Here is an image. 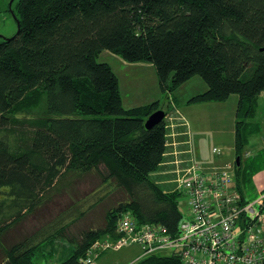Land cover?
<instances>
[{"label":"trees","instance_id":"16d2710c","mask_svg":"<svg viewBox=\"0 0 264 264\" xmlns=\"http://www.w3.org/2000/svg\"><path fill=\"white\" fill-rule=\"evenodd\" d=\"M12 9L19 32L0 40V264H35L41 250H49V259L62 241L69 255L60 264H85L94 243L120 237L125 213L176 235L182 192L166 193L151 179L166 153V121L145 126L164 108L160 101L124 108L117 75L98 59L109 51L128 63H153L167 100L197 76L208 89L191 103L237 96L234 148L242 163L261 132L264 0H15ZM41 102L35 117L17 115ZM91 174L101 181L89 204L80 201L88 207L78 217L65 224L58 211L45 228L4 244L18 223L50 209L61 196L60 180L66 188ZM116 192L123 199L107 211L102 228L67 232ZM137 264L184 262L155 254Z\"/></svg>","mask_w":264,"mask_h":264},{"label":"rangeland","instance_id":"374dc122","mask_svg":"<svg viewBox=\"0 0 264 264\" xmlns=\"http://www.w3.org/2000/svg\"><path fill=\"white\" fill-rule=\"evenodd\" d=\"M15 0H0V40L3 41L7 38H12L16 36V32L18 30V24L16 23L15 17L16 13L13 12V4ZM18 19V18H17ZM99 62L108 63L111 65L115 75H117L119 80V86L121 90V96L123 97V105L125 108H130V102L132 100V96L136 93L143 92L145 89L152 88L157 93L160 92V86L158 85V74L155 73L156 69L153 64L147 62H126L120 55H115L110 53L109 51L103 52L102 55L98 59ZM154 73V74H152ZM197 78H200L197 76ZM202 82V81H201ZM205 84V83H204ZM151 96V94H149ZM237 97V96H236ZM152 98V97H149ZM234 99V98H232ZM229 101L232 104V100ZM150 100V99H145ZM43 102V101H42ZM42 102L39 105L31 106L26 113H20L17 115L19 118L21 117H35L40 114L38 111L42 106ZM259 105L258 109V121L261 125V132L257 133L250 140V144L246 147L245 152L249 153V157H245V152L242 157V163L239 167L241 170V181L242 183V193H244V197L248 201H254L258 199L259 195L264 191V94L260 95L258 99ZM154 103V102H152ZM149 103L147 105H150ZM232 109L229 108L227 114L232 117ZM206 127V126H205ZM207 128V127H206ZM210 138L207 137V141L203 150L205 153H202L200 150H196V154L189 153V155L193 154L195 164L209 165L213 163V160L219 158L221 155L223 163H230L233 167L236 166V152H235V137L233 130L231 132L226 131L225 135L223 132L214 133L212 130L210 133H207ZM214 147L219 149L220 154L214 153ZM206 155V157H203ZM213 159V160H212ZM188 165H180L179 166H168V167H159L156 172L152 173L151 179L156 183L159 181V185L169 192L178 190V180L183 175V172L176 173V170H183L181 168H189L193 161H191V157L188 158ZM216 161V160H215ZM236 168V167H235ZM100 178L96 174H91L82 181L74 182L73 186L66 187L65 184L61 180L57 183L60 184L59 198L55 199V203H51L48 205L50 209L42 207L37 210L35 216H29L27 220L18 223V227L14 228L7 236H4V244L10 245L14 243V241H18L25 237V235L35 232L37 229H43L50 222L51 219L58 216V211L62 212L59 216L60 221L62 223H67L71 218L78 217L81 209H85L88 206L85 204H81L80 201L87 200L86 204H89L91 198H88L91 195V191L98 187L100 183ZM62 182V183H61ZM54 188V189H55ZM54 189L49 192V196L54 195ZM56 193V192H55ZM57 195V194H56ZM48 198V196H47ZM88 198V199H87ZM123 199V194L116 192L113 196H108L105 200H102V205H98L94 209L92 208L89 213L77 220L78 223L75 225H71L68 227L67 232L76 233L83 227L86 228H102L106 221L105 215L107 211L112 208V206ZM181 209L183 213H187L188 207L185 203H181ZM66 210V211H63ZM8 212V211H7ZM11 213V212H10ZM63 241L60 242L57 246L59 247L56 252H54V256L48 259L49 250L46 252L37 251V254L34 256L35 264H60L63 259L68 257L69 250L67 245H65ZM111 251V250H110ZM106 252L105 258L98 257L96 262L98 264H102L106 260H109L107 264H137L141 259L142 251L140 247L132 246L126 247L122 251L119 252ZM1 252V248H0ZM100 253V252H99ZM1 254V253H0ZM48 254V255H47ZM103 253H101L102 255ZM172 251H160L158 255L163 256H172ZM99 255V254H98ZM1 256V255H0ZM64 257V258H63ZM88 257V256H87ZM99 259V260H98Z\"/></svg>","mask_w":264,"mask_h":264},{"label":"built area","instance_id":"2783aa9c","mask_svg":"<svg viewBox=\"0 0 264 264\" xmlns=\"http://www.w3.org/2000/svg\"><path fill=\"white\" fill-rule=\"evenodd\" d=\"M180 184L188 211L176 235H169L161 225L140 224L125 213L118 223L120 237L94 243L82 261L97 264L104 250L137 246L141 258L167 250L184 264H264V191L258 199L246 200L234 167L209 172L195 165Z\"/></svg>","mask_w":264,"mask_h":264},{"label":"crops","instance_id":"0c3cea01","mask_svg":"<svg viewBox=\"0 0 264 264\" xmlns=\"http://www.w3.org/2000/svg\"><path fill=\"white\" fill-rule=\"evenodd\" d=\"M204 83L205 82H203L201 78L194 77L187 81L186 84L179 87L175 91V93L172 94L170 100H167L165 98V95L163 96L162 93L156 94V90L154 91L152 88H147L143 90V92L139 91L134 96H132L130 108H127L131 109L136 107H143V105H147L154 101H160L161 106L164 108V112H166L165 121L167 129L166 153L164 155L160 168L168 166H179V164L188 165V163L190 162L188 161V158L190 157L191 161H193V164L189 168L183 167L181 168L183 170H176V173L178 174L179 172H183V175L178 180V190L180 188L182 179L188 175V172H190V170L195 165H198L195 164V156L193 154L189 155V157H187V155L189 153L196 154V150H200L202 153H205L203 147L205 146L207 137L210 138L207 133H210L213 130L214 133L223 132V134L225 135L226 131L231 132L233 130V133L235 134L234 124L238 106V97L232 96L229 100L221 103L209 102L193 104L190 102L194 97H197L198 95L203 94L207 91V84ZM149 94H151V96ZM231 99L233 100L232 104H230L231 102H229L231 101ZM229 108H231L233 111L232 117L227 114ZM214 153L220 154V151H214ZM203 157H206V155H204ZM215 160H213L212 164L201 165L209 172L220 171L233 167V165H231L230 163H223L224 161L222 160L221 155L219 156V158L215 157ZM155 184L159 185L160 183L159 181H157ZM159 186L161 187V185ZM162 190L166 193L174 192H167L163 188ZM103 241L108 240L103 239ZM110 250L112 252L122 251L116 249ZM110 250H104V252H102L103 254H100V260L102 258H105V254H107L106 252H109ZM107 263H109V260H106L102 264Z\"/></svg>","mask_w":264,"mask_h":264},{"label":"water","instance_id":"95a60500","mask_svg":"<svg viewBox=\"0 0 264 264\" xmlns=\"http://www.w3.org/2000/svg\"><path fill=\"white\" fill-rule=\"evenodd\" d=\"M15 20H16V23L18 24V30L16 32V34L19 32V29H20V24H19V20L15 17ZM264 51V48L263 50ZM165 116H166V112H164L163 110H159V111H156L154 112V114H152L148 120L146 121V128L150 129L152 127H154L156 124H159L163 121H165ZM236 165L237 167H240L241 166V159L240 157H237L236 158Z\"/></svg>","mask_w":264,"mask_h":264}]
</instances>
